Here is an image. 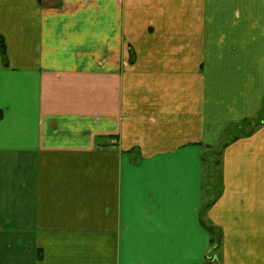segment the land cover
Masks as SVG:
<instances>
[{
  "label": "crops",
  "instance_id": "1",
  "mask_svg": "<svg viewBox=\"0 0 264 264\" xmlns=\"http://www.w3.org/2000/svg\"><path fill=\"white\" fill-rule=\"evenodd\" d=\"M263 109L264 0H0V264H264Z\"/></svg>",
  "mask_w": 264,
  "mask_h": 264
},
{
  "label": "rangeland",
  "instance_id": "2",
  "mask_svg": "<svg viewBox=\"0 0 264 264\" xmlns=\"http://www.w3.org/2000/svg\"><path fill=\"white\" fill-rule=\"evenodd\" d=\"M259 117L260 118H264V109L260 112V115H259ZM262 120V119H261ZM230 128H231V131H230ZM248 128H246V129H244V130H242V129H238V128H236L234 125H231V127H230V125L228 126V128L226 129V134H227V136H231L232 135V133H235V135H238V134H244V133H246L248 130H247ZM234 130V131H233ZM233 131V132H232ZM224 140V139H223ZM223 140L220 142V144H219V146L221 145L222 146V144L224 143V142H226V144L223 146V149H225L226 147H227V145L229 144L228 143V141L227 140H224V142H223ZM223 142V143H222ZM208 155H209V153H208ZM209 159V158H208ZM213 159V158H212ZM209 161V160H208ZM218 168L219 169H216L215 168V170H214V178H215V180H216V184H218V183H220V167L218 166ZM207 180H208V182H210V179L207 177Z\"/></svg>",
  "mask_w": 264,
  "mask_h": 264
},
{
  "label": "trees",
  "instance_id": "3",
  "mask_svg": "<svg viewBox=\"0 0 264 264\" xmlns=\"http://www.w3.org/2000/svg\"><path fill=\"white\" fill-rule=\"evenodd\" d=\"M226 144V142H224L223 144H222V146H220L218 149H215V150H210V152H209V156L210 157H213V159H212V162H211V164L213 165V171H212V173L210 174V178H211V180H212V182L215 184L216 183V180H215V178H214V170H215V168L216 169H219L218 168V166L220 167V171H221V154H222V150H223V146ZM213 247L214 248H216V246L215 245H217V242L215 243L214 241H213ZM213 249V248H212ZM212 251V250H211Z\"/></svg>",
  "mask_w": 264,
  "mask_h": 264
}]
</instances>
